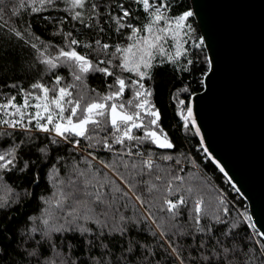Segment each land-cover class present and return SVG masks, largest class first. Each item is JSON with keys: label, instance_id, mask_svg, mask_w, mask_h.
<instances>
[{"label": "snow or ice", "instance_id": "1", "mask_svg": "<svg viewBox=\"0 0 264 264\" xmlns=\"http://www.w3.org/2000/svg\"><path fill=\"white\" fill-rule=\"evenodd\" d=\"M25 13L60 43L36 35ZM199 14L176 0H0V181L31 172L28 186L6 189L0 212L38 202L18 227L0 223V260L11 248L12 264H264V230L176 151L148 83L167 66L185 136L199 137L231 183L204 146L184 82L203 87L218 70L209 37L190 22ZM41 173L50 195L31 188Z\"/></svg>", "mask_w": 264, "mask_h": 264}, {"label": "water", "instance_id": "2", "mask_svg": "<svg viewBox=\"0 0 264 264\" xmlns=\"http://www.w3.org/2000/svg\"><path fill=\"white\" fill-rule=\"evenodd\" d=\"M189 4L200 13L193 19L218 63L216 75L190 98L204 146L229 174L231 183L221 173L229 185L240 189L231 186L257 229L264 230V0Z\"/></svg>", "mask_w": 264, "mask_h": 264}, {"label": "trees", "instance_id": "3", "mask_svg": "<svg viewBox=\"0 0 264 264\" xmlns=\"http://www.w3.org/2000/svg\"><path fill=\"white\" fill-rule=\"evenodd\" d=\"M176 3L181 8H190L189 0H176ZM19 18L14 17L13 20H18ZM23 19L31 20L36 35L41 36V39L44 41L52 40L53 43L59 44L60 38L57 36L55 39H52V28L51 26L48 27V30L45 31L44 23L35 16H29L27 13L24 14ZM193 28L196 30L197 36H199V32L196 26V23L193 17L190 20ZM3 33L0 32V35ZM4 44L3 40H0V45ZM22 58V63L26 61L28 58L24 56V53H20ZM27 65L25 64V67ZM62 74H66L64 70H61ZM35 72H29L27 75L21 74L19 79L27 85L29 81H31L35 77ZM9 76H12V79L15 80L17 77L13 76L12 73H9ZM196 76H199V73H196ZM47 79V78H46ZM9 82H12L10 80ZM185 83H189L191 85V89L195 90V92L201 91L202 87L198 85L194 78L185 76L184 78ZM149 84L154 83V102L158 108L162 110V126L164 127L165 131L170 135L173 142L176 144L177 148L176 151L183 152L185 154L191 153L192 157L197 161L200 166L201 172L207 176L209 181L212 185L219 190H222L227 194L229 201L232 202L243 211L245 208L247 209L246 204L243 200L238 196V194L234 191V189L229 185L226 179L222 176V174L215 168V166L210 162L209 159L205 158V154L202 150L198 147V139L194 137L191 133L185 136L183 129L181 127L180 121L178 116L175 114V101L171 100V94L175 91L176 87L181 86L178 80L174 77V75L167 69L160 70L156 73L155 81H149ZM88 85L92 88H96L99 91L103 90V86L101 81L96 78H89ZM0 91H7V89H0ZM127 98V96L125 97ZM184 98V97H182ZM19 96H17V101L19 102ZM157 152H172V150H163V149H156ZM173 154H175L173 152ZM174 163V161L172 162ZM185 173L182 175L187 174L190 169V165H184ZM195 171V169H192ZM31 176V172L27 175H20L18 173H14L13 175L7 177V182L0 181V198H5L6 196L10 195L6 191L8 187L15 188L17 191L20 190L21 186H28L29 185V178ZM41 182L38 186L31 185V188L34 189L36 194H51V186L47 185L43 180V173H41ZM37 200L35 195L31 199V201H25L20 205L13 204L12 210L4 213L0 212V223L4 224H11L12 228H16L19 226V223H22L21 217H26L29 215L34 214V210L37 208ZM235 214V213H233ZM11 235V229L7 233ZM15 246V245H13ZM8 256L4 257L3 260H0V264H12L13 261H18V257L12 251L11 248L7 249Z\"/></svg>", "mask_w": 264, "mask_h": 264}]
</instances>
